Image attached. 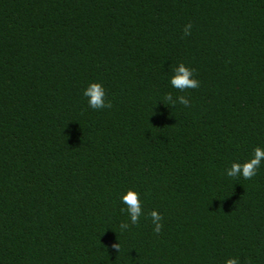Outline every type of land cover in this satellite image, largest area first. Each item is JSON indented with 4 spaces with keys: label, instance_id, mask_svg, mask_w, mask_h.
Here are the masks:
<instances>
[{
    "label": "trees",
    "instance_id": "1",
    "mask_svg": "<svg viewBox=\"0 0 264 264\" xmlns=\"http://www.w3.org/2000/svg\"><path fill=\"white\" fill-rule=\"evenodd\" d=\"M256 147L264 0H0V264H264V161L226 174Z\"/></svg>",
    "mask_w": 264,
    "mask_h": 264
},
{
    "label": "clouds",
    "instance_id": "2",
    "mask_svg": "<svg viewBox=\"0 0 264 264\" xmlns=\"http://www.w3.org/2000/svg\"><path fill=\"white\" fill-rule=\"evenodd\" d=\"M192 24L189 22L182 29L183 35H191ZM174 75L171 77V86L180 91L184 92L188 89H196L200 86V82L193 77V69L185 66L183 63L179 64L178 67L173 69ZM83 96L87 98L88 106L94 110H100L104 108H111L112 103L108 101L106 103L105 97L106 92L102 84L98 82L90 83L83 91ZM164 100L169 102L171 106H175L177 103L188 107L190 105V100L188 97L181 95L176 99H173L171 93H168ZM264 161V149L256 147L253 150V156L247 161L240 163L234 162L231 167L226 169V174L228 177L233 179L243 178L244 180H251L256 174L257 169L260 167L261 162ZM121 203L124 205L120 209L122 213H126L129 217L131 225H138L141 215L143 214L142 203L140 199V194L134 190H128L125 194L121 195ZM151 218L152 224L154 225L153 231L159 234L163 228L162 215L156 210H152L148 213ZM129 223H121V230H127L130 226ZM112 248L117 252L120 251L119 243H114ZM225 264H240L237 258H228Z\"/></svg>",
    "mask_w": 264,
    "mask_h": 264
}]
</instances>
